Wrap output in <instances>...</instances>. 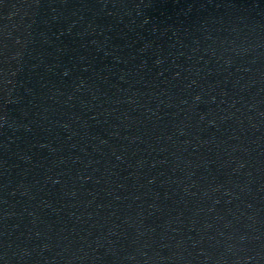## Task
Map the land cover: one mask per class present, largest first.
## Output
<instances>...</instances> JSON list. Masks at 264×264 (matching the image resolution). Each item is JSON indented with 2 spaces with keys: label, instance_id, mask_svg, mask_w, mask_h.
I'll return each instance as SVG.
<instances>
[{
  "label": "water",
  "instance_id": "obj_1",
  "mask_svg": "<svg viewBox=\"0 0 264 264\" xmlns=\"http://www.w3.org/2000/svg\"><path fill=\"white\" fill-rule=\"evenodd\" d=\"M0 264H264V0H0Z\"/></svg>",
  "mask_w": 264,
  "mask_h": 264
}]
</instances>
